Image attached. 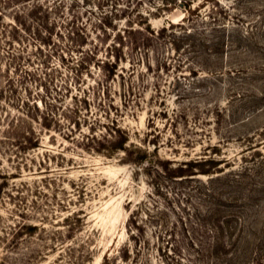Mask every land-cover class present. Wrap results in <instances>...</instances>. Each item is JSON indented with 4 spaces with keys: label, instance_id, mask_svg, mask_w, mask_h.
<instances>
[{
    "label": "rangeland",
    "instance_id": "rangeland-1",
    "mask_svg": "<svg viewBox=\"0 0 264 264\" xmlns=\"http://www.w3.org/2000/svg\"><path fill=\"white\" fill-rule=\"evenodd\" d=\"M214 2L195 4L196 28L223 37L218 51L195 58L167 40L149 69L143 51L125 47L112 78L85 69L96 62L88 52L105 59L112 28L148 16L152 1L0 0V264H264V0ZM35 106L54 121L34 120L40 147L20 153L5 131ZM114 121L130 140L108 157L86 137ZM143 153L149 163L130 162ZM204 159L221 161L214 174L173 177ZM216 209L232 223L223 254L204 258L183 232ZM16 224L39 231L15 239Z\"/></svg>",
    "mask_w": 264,
    "mask_h": 264
},
{
    "label": "trees",
    "instance_id": "trees-1",
    "mask_svg": "<svg viewBox=\"0 0 264 264\" xmlns=\"http://www.w3.org/2000/svg\"><path fill=\"white\" fill-rule=\"evenodd\" d=\"M150 1H152V5L154 6L151 7V10L147 11V13L149 12V15L146 16L144 13L138 12L136 14V19L133 20V23L129 21L128 26L123 29L114 27L108 16L104 17L105 20H101L100 27L105 33L107 29L109 30L110 27H114L112 29L116 31L115 41L113 44H109L107 57L105 59L100 58L98 48L88 52L92 59H96V62L93 65H88V63H86L88 59H85L83 64L85 65L86 70L93 66L95 68L102 69L108 77L114 78L119 70L120 62L126 61L125 47L131 49V53H128L129 55H134L136 51H143L145 58L148 60L147 64L150 69V54L152 52L159 51L162 45L168 46L167 40L171 42V45H173L176 50L186 45V54H193L195 55V58L205 56L206 54L210 56V52L214 49L211 45L216 46V51H218L220 47L224 46L225 40L222 36L218 39L221 40L220 42H215L209 39V37L213 35H206L205 32H199L196 28L197 20L200 17V12L202 11L201 7L204 6H201V3L197 6H195V4L200 1L208 4L215 3V0ZM175 9H181L185 13V17L180 22L174 23L172 21H167L166 26L161 29H156L153 26L151 17L159 18L162 16V13L172 12ZM215 21L217 22V19ZM220 27L223 28L225 26L221 25ZM218 28L219 27H217V29L215 28L214 32L218 31ZM187 60H189V58H187ZM162 61L166 64V61ZM131 89L133 90L132 85ZM35 109L37 114H29L28 119L19 117L12 120L7 125L8 128L5 131L6 139L8 141L11 140V146L20 153L35 150L40 147L41 136L34 124V120L40 122L38 120L41 118L40 124L48 129H51L52 121H54L53 116L48 113L47 115L39 116L38 113L40 112V109L38 106H35ZM113 124L114 126L107 130V134L100 135L99 137L96 134L91 137L87 135L86 137L89 139L88 142L90 141L91 144H95L98 152L108 157H112L116 153L127 151V144L130 140L126 130L118 126L116 121H114ZM130 162L142 165L149 163V159L146 153H143ZM220 162L221 161H217L215 159L190 161L186 164V168L182 166L174 169V173L172 175L173 177L185 175L192 176L199 173L211 175L215 173V167H217ZM211 183H213V180ZM202 184L207 190L206 193L204 191L203 193L208 196L209 194L207 193L211 192V189L208 188L209 184ZM212 189L214 191L215 187H212ZM195 215V221L193 223L190 221L191 226H188L185 223L186 227L183 232L185 236L190 237L189 244L191 247H200V249L198 248V254L201 255L202 253L204 258H209L211 255H222L223 252L221 247L225 244L222 237L225 225H231L232 223V215L228 214V217L224 221H222L224 219V214L221 209H216L215 211L213 210L209 215L205 216H199V213H196ZM223 222L226 224L223 225ZM181 223H183V221H181ZM211 224H213L212 226L216 235L215 237L212 236L208 230ZM14 229H16L15 233H13L15 239L22 234L34 236L39 231L38 225L34 224H16ZM43 230L45 231V229ZM109 263L110 259L106 256L103 264Z\"/></svg>",
    "mask_w": 264,
    "mask_h": 264
}]
</instances>
